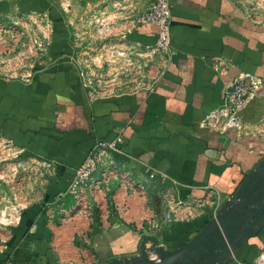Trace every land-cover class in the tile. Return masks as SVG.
Masks as SVG:
<instances>
[{"label":"crops","instance_id":"1","mask_svg":"<svg viewBox=\"0 0 264 264\" xmlns=\"http://www.w3.org/2000/svg\"><path fill=\"white\" fill-rule=\"evenodd\" d=\"M56 1H0V12L14 4L59 14ZM169 1L175 55L152 92L91 100L64 56L71 52L68 31L65 47L52 49V64L31 86L0 80V134L53 166V179L43 189L18 193L4 187V196L27 209L22 223L8 231L9 249L0 253V264H107L141 256L142 246L151 249L154 240L167 251L181 248L219 215L264 159V29L236 0ZM157 38L153 25L130 36L143 45ZM219 59L228 64L223 76L212 69ZM239 74L262 80L241 113L242 129L220 134L202 127L222 105L224 86ZM118 136L123 143L114 156L116 168L144 185L146 195H128L117 180L101 185L99 172L77 205L69 193L76 171L98 141ZM153 171L167 178L151 180ZM199 200L209 202L204 214L174 218L177 202ZM263 249L264 228L226 264H254Z\"/></svg>","mask_w":264,"mask_h":264},{"label":"built area","instance_id":"2","mask_svg":"<svg viewBox=\"0 0 264 264\" xmlns=\"http://www.w3.org/2000/svg\"><path fill=\"white\" fill-rule=\"evenodd\" d=\"M8 2L9 0H0ZM252 22L264 29V0H236ZM107 0L97 5L87 4L77 9L74 0H61L57 9L69 34L71 52L64 55L76 67L82 87L91 100L131 96L152 92L155 84L174 58L171 22L172 6L169 0ZM142 25L158 28L153 45L130 40L134 30ZM56 36L51 10H22L12 5L0 12V80L31 86L36 77L53 62L52 48ZM219 75L227 73L228 64L219 59L212 65ZM261 78L239 74L224 86L222 105L211 111L201 126L224 134L230 129H242L241 113L257 96ZM123 140L118 136L111 142L98 141L83 164L76 171L69 193L81 205L89 188V179L103 173L102 183L119 181L128 195H146L144 185L136 183L129 174L117 170L114 156L122 153ZM29 162V163H28ZM29 167L52 170L50 162L26 155L23 148L0 134V253L8 251L9 229L22 223L27 206L18 198L4 196V187L22 192ZM37 175V172L35 173ZM38 173L37 177L39 178ZM163 172H150L151 180ZM35 177L34 182H36ZM216 195L219 193L213 190ZM209 202L199 200L187 204L179 201L176 218H194L204 214ZM185 209V210H182ZM172 221V219H170ZM168 220V221H170ZM150 260L160 262L157 254ZM254 264H264V249Z\"/></svg>","mask_w":264,"mask_h":264},{"label":"water","instance_id":"3","mask_svg":"<svg viewBox=\"0 0 264 264\" xmlns=\"http://www.w3.org/2000/svg\"><path fill=\"white\" fill-rule=\"evenodd\" d=\"M264 228V159L244 178L227 204L193 240L167 251L141 248V256L118 259L107 264H226L233 254ZM157 254L160 262L150 260Z\"/></svg>","mask_w":264,"mask_h":264},{"label":"rangeland","instance_id":"4","mask_svg":"<svg viewBox=\"0 0 264 264\" xmlns=\"http://www.w3.org/2000/svg\"><path fill=\"white\" fill-rule=\"evenodd\" d=\"M60 1L61 0H57L56 3H58V5H59ZM75 2H77V0ZM87 4H89V3H87ZM78 5H79V7L81 6V8L83 6H85V4H81V3L76 4V8L77 9L79 8ZM90 5H93V4H90ZM81 8H79V9H81ZM36 172H37V175L40 172L39 178L35 174ZM51 173H52V170L47 169V168H43L41 170V168H38V167H36V168L35 167H29L28 168V173H27V181L25 182V186L27 188H30L33 192L36 191L39 188L43 189V188H45L46 184H48L51 181V179H53V178H50L51 177ZM35 177H37V179H36L37 181L36 182H34ZM91 180H92V178L89 179L86 182V185H87V183L89 181L91 182ZM90 182H89V185H90Z\"/></svg>","mask_w":264,"mask_h":264},{"label":"trees","instance_id":"5","mask_svg":"<svg viewBox=\"0 0 264 264\" xmlns=\"http://www.w3.org/2000/svg\"><path fill=\"white\" fill-rule=\"evenodd\" d=\"M51 16L55 22V27H56V36L54 39L53 48L58 47L59 49L60 48L62 49L66 45V38H68L67 29L65 27L63 18L60 13L58 14L55 10H52Z\"/></svg>","mask_w":264,"mask_h":264}]
</instances>
